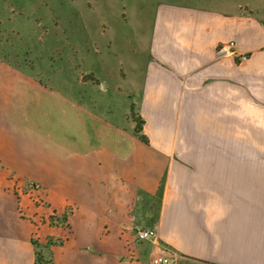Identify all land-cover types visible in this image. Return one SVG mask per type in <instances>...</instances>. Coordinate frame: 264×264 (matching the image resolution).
Listing matches in <instances>:
<instances>
[{
    "label": "crops",
    "instance_id": "crops-1",
    "mask_svg": "<svg viewBox=\"0 0 264 264\" xmlns=\"http://www.w3.org/2000/svg\"><path fill=\"white\" fill-rule=\"evenodd\" d=\"M150 36L141 75L133 57L99 65L104 92L125 96L103 109L83 82L45 87L4 67L0 264H36L33 241L55 242L56 264H151L166 251L172 264H264V20L160 3ZM230 42L237 54L218 56ZM12 176L42 191L21 201Z\"/></svg>",
    "mask_w": 264,
    "mask_h": 264
},
{
    "label": "rangeland",
    "instance_id": "rangeland-1",
    "mask_svg": "<svg viewBox=\"0 0 264 264\" xmlns=\"http://www.w3.org/2000/svg\"><path fill=\"white\" fill-rule=\"evenodd\" d=\"M160 3L242 7L264 20V0H0V84L5 67L45 87L60 89L53 80L62 83L64 79L65 86L78 93L84 91L82 86L77 88L83 82L87 90H98L89 99L98 100L102 109L112 99L125 100V96L111 98L104 92L112 84L98 73L99 65L113 61L125 64L133 57L137 75H141L149 56L154 9ZM123 66L130 78V68ZM116 68L112 75L125 90L127 84ZM134 101L129 115L137 121V96ZM10 181L13 194L21 201L42 191L41 186L21 184L14 176ZM21 215L30 218L24 209ZM53 218L57 217L49 219V226H53ZM37 224L46 223L38 219ZM39 245L44 260L52 261L49 249Z\"/></svg>",
    "mask_w": 264,
    "mask_h": 264
},
{
    "label": "built area",
    "instance_id": "built-area-1",
    "mask_svg": "<svg viewBox=\"0 0 264 264\" xmlns=\"http://www.w3.org/2000/svg\"><path fill=\"white\" fill-rule=\"evenodd\" d=\"M236 55V44L230 42L222 46L218 52V56L222 55ZM248 59L246 55L241 56V61L244 62ZM37 188H35L36 190ZM133 236L137 242H156L157 241V232L155 230L147 229H136L133 233ZM173 256L169 251H166L164 254L156 255L151 259V264H172Z\"/></svg>",
    "mask_w": 264,
    "mask_h": 264
},
{
    "label": "trees",
    "instance_id": "trees-1",
    "mask_svg": "<svg viewBox=\"0 0 264 264\" xmlns=\"http://www.w3.org/2000/svg\"><path fill=\"white\" fill-rule=\"evenodd\" d=\"M137 122V128H136V131H135V133H136V135L141 139V140H143V141H145L146 142V139H145V137H144V135H142L141 133H142V131H143V129H142V124L141 123H139V121L137 120L136 121ZM0 169H1V167H0ZM67 223V216L66 215H64L63 217H61V218H53L52 219V225L53 226H58L59 224H61V225H64V224H66ZM52 243H54V242H52ZM52 243L51 244H48V245H45V249H48L49 247H50V245H52ZM33 245H34V247H35V249H36V264H56L53 260L51 261V260H49V261H45L44 260V257H43V255L41 254L42 253V251H41V249H39L40 248V245L37 243V242H34L33 241Z\"/></svg>",
    "mask_w": 264,
    "mask_h": 264
}]
</instances>
